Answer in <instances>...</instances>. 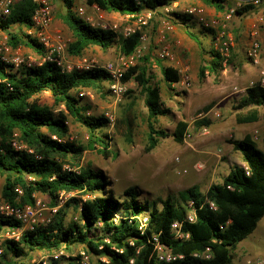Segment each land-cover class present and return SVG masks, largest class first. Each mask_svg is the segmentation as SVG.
Masks as SVG:
<instances>
[{
	"label": "trees",
	"instance_id": "trees-1",
	"mask_svg": "<svg viewBox=\"0 0 264 264\" xmlns=\"http://www.w3.org/2000/svg\"><path fill=\"white\" fill-rule=\"evenodd\" d=\"M63 21L73 32L74 40L69 51L80 55L89 46L103 50L119 44L124 55L133 54L140 46L141 33L135 31L129 36L119 35L112 28L94 26L80 17L74 10V0H61ZM179 0H88L107 12L137 14L145 9L156 10L172 5ZM220 11L224 8L217 0H208ZM35 5L25 0L12 8L10 16L0 22L4 29L13 24L27 28L32 26ZM175 21L186 27L187 35L203 48V41L190 29L189 18L174 14ZM205 28V27H204ZM206 29V28H205ZM209 31V29H207ZM26 44L43 53L42 46L28 36ZM9 42L17 47L21 42L18 35L10 33ZM144 64L130 66L123 74V82H137L145 94L148 109V134L146 151L155 149L162 139L173 136L183 143L189 122L180 120L171 133L157 126V120L169 113L162 99V89L151 83L148 75L150 56L143 57ZM163 78L169 88L181 80L178 68L157 60ZM220 56L213 51V60L200 69L216 72ZM108 74L102 68L65 71L54 61L46 60L41 65L23 63L15 66L0 59V173L4 176L1 198L13 205L34 204L37 194L45 195L52 205L62 191H80L91 194L87 200L72 201L79 205L80 219L66 222L62 210L46 226H37L25 231L19 241L6 240L0 254V264H18L31 252H51L66 246L81 245L97 257V264H233L234 249L246 239L264 217V150L246 135L242 140H232L234 148L243 155L245 164H237L219 183H213L204 193L198 185L183 189L177 195L170 194L157 201L141 202L135 187H129L116 196L108 189V178L102 170L81 166L80 159L86 149H99L105 156L111 155V136L107 129L109 119L105 114H88L90 106L75 91L102 88ZM44 91H50L55 105H64L75 121L87 128L88 144L70 141L68 114L64 110L55 112L40 105L34 98ZM239 107H250L246 115L237 117L239 123H252L260 119L259 107H264V87H249L239 102ZM211 105L206 106L209 110ZM118 118L116 119V124ZM121 120H119V123ZM211 124L210 118H201L194 126L201 128ZM130 125V123H129ZM129 129L127 138L131 136ZM14 143L22 146L16 147ZM264 143V142H263ZM246 167L248 169H246ZM22 190V194L16 191ZM206 198L215 202L212 210ZM195 200L197 221H184L188 203ZM148 215L146 228L141 229L139 216ZM183 222V230L189 238L177 240L172 234V223ZM101 223V225L99 224ZM17 220L0 216V232L7 228L20 227ZM175 259L160 260L155 249V239ZM207 247L211 256L202 254ZM104 257L106 260L102 261Z\"/></svg>",
	"mask_w": 264,
	"mask_h": 264
},
{
	"label": "rangeland",
	"instance_id": "rangeland-1",
	"mask_svg": "<svg viewBox=\"0 0 264 264\" xmlns=\"http://www.w3.org/2000/svg\"><path fill=\"white\" fill-rule=\"evenodd\" d=\"M53 6V23L55 19L65 24L66 30L58 29L66 37L67 48L66 57L69 62L73 60H87L95 66L102 67L110 61H118L124 56L119 44L103 50L99 46H89L80 55H75L69 51V44L74 40L73 32L63 21L61 14L64 12L61 0H51ZM191 6H204L207 20L218 19L221 11L208 0H179L172 5L160 7L153 11L147 26H142L138 17L117 12H96L88 8L86 15L80 17L87 20L93 16L92 24L104 28H117L119 35L125 36L127 28L136 29L141 34H145V39L141 41L136 52V63L144 64L143 57L150 56L148 65V75L151 83L158 84L162 89V99L169 113L161 116L157 120V126L174 132L176 123L180 120L189 122L188 133L190 137L183 143L174 140L173 136L162 139L159 145L152 151H146L148 134V109L145 104V94L142 87L134 80L126 83L127 90L121 101L115 103L110 82L104 81L100 90L80 89L75 91L82 96L89 104L88 114H105L113 112L118 122L114 127L107 129L111 136L110 156H105L99 151L100 145L95 149H86L80 159L81 166H91L94 169L102 170L108 178V189L115 192H123L129 187H135L138 191L141 202L152 203L157 201L158 206L162 204L159 198H166L168 195H177L179 191L198 185L206 193L209 186L219 183L237 164L244 162L243 155L236 150L232 140H242L246 135H251L258 123H239L237 117L246 115L250 107H239V102L245 95L244 92H236L235 86L247 88L252 81L259 78V67L254 65L247 56V49L251 43V23L255 17L253 13L244 17L235 18L230 25V32L234 38L233 56L231 67L224 73L219 66L216 72L206 70L205 76H201L200 69L213 60L215 51V40L213 32L207 31L202 24L188 15V8ZM175 13L192 18L190 29L193 30L203 41L201 48L196 41L191 39L186 33V27L175 21ZM103 14V16H101ZM148 10L140 12V16L146 17ZM167 21L172 29L164 28ZM10 33L18 35L21 42L17 47H13L14 54L19 55L25 62H37L43 53L36 48L26 44L27 27L14 24L11 29L4 30L0 38L8 36ZM262 43V60L264 61V28L259 30L257 36ZM169 45L174 54L175 61L167 58H160L159 51ZM157 60H161L165 65H172L181 70L183 79L187 78L189 86L182 83H174L172 88L166 84ZM75 63V61H73ZM80 95V94H79ZM81 96V95H80ZM34 100L40 105L48 106L55 112L64 110V105H55L53 95L50 91H44L35 96ZM211 105L214 110L220 112L221 116L210 117L211 124L198 128L194 122L200 118V113L206 106ZM260 121L264 119V107H259ZM68 116L70 141L87 145L89 133L87 128L75 121L71 115ZM119 120L121 122L119 123ZM130 123V125H129ZM207 128V130H204ZM129 129L131 136L127 138ZM258 146L264 150L260 143ZM186 170V171H185ZM4 176L0 173V198ZM46 202H50L45 195L37 194ZM82 196L79 194L70 197L61 208L66 213L65 219L69 223L80 219V209L76 202ZM257 239L254 242L255 250H245L240 248L241 242L234 249L233 264H248V261L256 260L264 256V217L260 220L253 233ZM249 235L245 241L250 240ZM244 241V242H245ZM83 246L74 245L69 249L61 247L65 252L76 254ZM52 252V251H51ZM50 253L44 251L31 252L25 259L39 258ZM97 264V257L93 258Z\"/></svg>",
	"mask_w": 264,
	"mask_h": 264
},
{
	"label": "built area",
	"instance_id": "built-area-1",
	"mask_svg": "<svg viewBox=\"0 0 264 264\" xmlns=\"http://www.w3.org/2000/svg\"><path fill=\"white\" fill-rule=\"evenodd\" d=\"M25 0H0V22L7 19L11 12L12 8L23 2ZM34 5V12L32 13V26L27 28V35L30 38L35 39L43 48V54L39 60L35 63L25 62L22 57L17 54H14L13 47L9 44L8 36H3L0 38V59L6 63L15 64L19 66L23 63L28 65H41L46 60L54 61L65 71H72L75 69L78 70H89L92 68H102L108 74V79L110 82V90L112 97L115 103H118L122 100L127 86L123 82L124 72L136 63V52L131 55H124L118 61H110L104 66L99 67L95 66L91 62L85 60H73L75 63L69 62L66 57V48L67 41L66 37L62 32L58 30H53V6L51 0H29ZM221 2L224 8L221 10L218 19H213L211 21L207 20L206 9L204 6H191L188 8V15L196 19L200 24H202L206 29H209L213 32V37L215 40V52L220 56V66L223 68V72L226 73L231 67V59L233 56V49L235 46L234 38L230 32V25L235 20V18L244 17L248 14L253 13L254 18L251 23V43L247 49V56L249 60L256 66L259 67V78L257 81H252L247 88H241L235 86L236 92L247 91L249 87L255 85H260L264 87V61L262 60V43L257 37L259 30L264 28V0H217ZM166 7V6H163ZM88 8L96 12H107L102 10L97 4H89L88 0H74V10L78 15H86ZM148 10V15L146 17L140 16V13L137 14H128L133 18L138 17V21L142 26H147L149 19L152 16L153 11ZM157 10V9H156ZM103 16V14H101ZM93 16L87 18V21L92 24ZM93 25V24H92ZM95 26V25H94ZM164 28L167 30L172 29V26L169 22H164ZM117 32V28H112ZM137 31L131 27L127 28L125 36H129L132 33ZM145 39V34H141L140 40ZM139 48V47H138ZM160 58H167L171 61H175L174 54L171 52L170 46L165 45L159 51ZM71 61V60H70ZM175 67V66H174ZM176 68V67H175ZM181 73V70H179ZM182 76V74H181ZM183 85L189 86L190 82L187 78L179 81ZM178 82V83H179ZM81 96H84L85 92L81 91L79 93ZM212 115L220 117L221 114L219 111L214 110V107H211L209 110H203L200 113V118H210ZM105 116L109 119V124L111 127H114L116 124L117 116L113 112H106ZM189 129V128H188ZM204 130H207L205 128ZM187 137H190L188 130L185 134V140ZM252 138L256 143H260L264 148V119L259 121L257 126L254 128L252 133ZM16 147L21 148L22 146L14 143ZM246 169H248L246 167ZM186 171V170H185ZM16 191L19 194H22L20 188H16ZM79 194L82 196L83 200L91 199L93 195L83 194L80 191H71L65 192L62 191L57 199V204L52 205L50 202H46L40 198H37L34 204L26 205H13L10 202L5 201L0 198V216L5 218H10L17 220L21 223L20 227L16 228H7L0 232V254L3 251V244L6 240L19 241L22 234L27 230H34L37 226H46L50 224L55 216L59 213L61 208L65 205L67 200L70 197ZM206 202L209 204V207L212 210L217 209L215 202L206 198ZM81 210V208H79ZM141 222V229L146 228L149 220L148 215L139 216ZM184 221L189 223H194L197 221V208L195 200H190L188 203V213ZM101 225V223H99ZM172 234L175 239L183 240L189 238L190 233L183 230V222L175 221L172 223ZM155 239V249L157 251V256L160 260H171L175 259L176 256L172 255L171 252L166 250V248L160 244L157 236ZM195 255H201L204 257L211 256V249L207 247L206 250L202 253H196ZM95 256L89 252L85 247H82L80 251L76 254H71L65 252L62 249L54 250L46 255H43L39 258L32 259H21L18 264H94ZM102 261L106 259L101 258ZM134 260H131L130 264H133ZM248 264H264V256L256 260H249Z\"/></svg>",
	"mask_w": 264,
	"mask_h": 264
},
{
	"label": "crops",
	"instance_id": "crops-1",
	"mask_svg": "<svg viewBox=\"0 0 264 264\" xmlns=\"http://www.w3.org/2000/svg\"><path fill=\"white\" fill-rule=\"evenodd\" d=\"M13 26H14V24L11 25V26H10L9 28H7V29H11ZM52 29H53V30H58V29L66 30V27H65V24H63L61 21L55 19V21H54V23H53V25H52ZM4 30H6V29H4V28H2V27L0 26V34L3 33ZM173 85H175V84H173ZM259 121H260V119H259L258 121H256V122H252V123H258ZM243 164H245V162H243ZM254 231H255V230H254ZM254 231L250 234V235H252L251 238H250V240L245 241V239H244L243 241H241L240 248H243V249H245V250H247V251H248V250H255L254 242H255V240L257 239V237L253 234ZM244 241H245V242H244Z\"/></svg>",
	"mask_w": 264,
	"mask_h": 264
}]
</instances>
